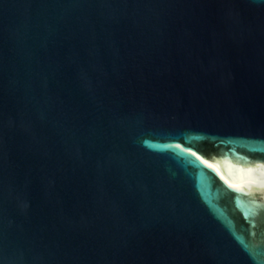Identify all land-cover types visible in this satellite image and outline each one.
I'll return each instance as SVG.
<instances>
[{
    "label": "water",
    "instance_id": "1",
    "mask_svg": "<svg viewBox=\"0 0 264 264\" xmlns=\"http://www.w3.org/2000/svg\"><path fill=\"white\" fill-rule=\"evenodd\" d=\"M0 264H264V6L0 0Z\"/></svg>",
    "mask_w": 264,
    "mask_h": 264
},
{
    "label": "snow or ice",
    "instance_id": "2",
    "mask_svg": "<svg viewBox=\"0 0 264 264\" xmlns=\"http://www.w3.org/2000/svg\"><path fill=\"white\" fill-rule=\"evenodd\" d=\"M252 2H253L256 6H264V0H260L259 3H257V0H252Z\"/></svg>",
    "mask_w": 264,
    "mask_h": 264
}]
</instances>
